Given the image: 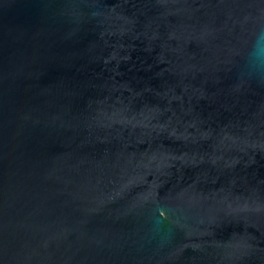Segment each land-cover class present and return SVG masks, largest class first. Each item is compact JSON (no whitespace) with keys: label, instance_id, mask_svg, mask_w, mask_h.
<instances>
[{"label":"water","instance_id":"95a60500","mask_svg":"<svg viewBox=\"0 0 264 264\" xmlns=\"http://www.w3.org/2000/svg\"><path fill=\"white\" fill-rule=\"evenodd\" d=\"M0 264H264V0H0Z\"/></svg>","mask_w":264,"mask_h":264}]
</instances>
